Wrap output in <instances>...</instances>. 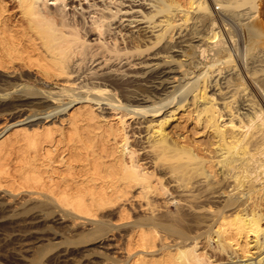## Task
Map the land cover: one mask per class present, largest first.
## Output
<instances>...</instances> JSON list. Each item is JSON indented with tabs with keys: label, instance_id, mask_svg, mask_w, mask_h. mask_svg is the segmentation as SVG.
<instances>
[{
	"label": "bare ground",
	"instance_id": "6f19581e",
	"mask_svg": "<svg viewBox=\"0 0 264 264\" xmlns=\"http://www.w3.org/2000/svg\"><path fill=\"white\" fill-rule=\"evenodd\" d=\"M214 1L223 14L211 0H16L23 22L0 0V70L25 67L42 88L0 124V189L123 232L122 264H264V84L251 65L231 67L228 29L264 0ZM80 78L84 91L68 86ZM168 192L174 210L134 218L126 203L153 211L169 201L150 195Z\"/></svg>",
	"mask_w": 264,
	"mask_h": 264
},
{
	"label": "rangeland",
	"instance_id": "374dc122",
	"mask_svg": "<svg viewBox=\"0 0 264 264\" xmlns=\"http://www.w3.org/2000/svg\"><path fill=\"white\" fill-rule=\"evenodd\" d=\"M5 1L7 3L6 4L7 9L9 8L8 11L10 10L11 16L14 19L18 18V20H20L21 18L23 19V16L20 14L21 13L19 11L20 8L18 7L16 0L15 1L4 0V2ZM179 1L184 3L186 0H179ZM214 3L215 1L211 0V6H214L213 8H215L214 11L217 14H220L221 12L223 14L224 13L223 10L221 8H218L219 4L213 5ZM71 4L77 5V7L80 6L77 4V2H73ZM84 4L85 3L83 2V5ZM148 6L149 5H146L147 8ZM245 6L247 5H242L238 8L239 10L237 9L238 13L239 11L240 13L244 11V15L240 13L239 14L235 13L236 16L234 15L235 17L234 16L232 17V19L233 18L234 19L231 20L234 25L231 23L232 25L227 24L225 26L226 29L231 25L228 28L230 31L229 33L232 35L231 43L235 44L236 46L234 57L231 60L232 65L230 63H228V65L230 64L231 67H233L236 70L240 67L241 68L243 67V70H246L245 68L246 65L248 66L251 65L253 69L256 70L254 74L255 79L251 78V80L254 82L253 86L258 87L257 86L258 83H260L261 85L264 84V24H263L264 21L262 22V20H264V13L261 12L260 14L258 13V15L256 13L254 16L251 15L249 16V13H246L247 14L246 16L245 10L248 9ZM72 7L70 6V9ZM245 16L246 17L249 16V18H245ZM24 20L25 18L23 19V22H25ZM192 22L193 20L190 19L188 22L189 25L187 26V29H185V31H187L189 26L192 25ZM247 23L253 24V26H255L257 30V33L259 34L252 41L248 40V32L246 28L247 27L246 25H248ZM243 25H245L246 27ZM200 28L202 27L200 26ZM94 37L95 36L91 37L90 43L93 44L96 43V39H94ZM182 57L184 59H187L184 56ZM182 57H179V59L180 58L183 59ZM200 57L201 56H199L198 61H200V63L202 61L201 64L205 65L209 63L208 62L210 61L209 58L206 59L204 57L201 58ZM95 63L96 62H94V64ZM92 66L94 65L92 64ZM104 66L106 65H103L102 63L101 66L98 67L95 66L91 69L88 68L86 72L89 71L91 72L96 70L100 71L101 69L105 68ZM86 67L87 66H85V68ZM22 68L23 67H20L17 70L14 69L13 73L11 72V70L13 71V69L5 70V71L3 69L0 70V124L5 119L13 120L12 117L15 116V113L12 114L13 111H11V107L9 105L11 104V102L17 100L19 96H20L19 98L22 97L25 98L27 95L24 96L22 95L24 93L30 94L28 91L29 90L31 91V89L38 90L39 88L38 91L42 89L40 88L41 86L38 87L39 85L37 86L33 84L30 85L29 84L30 81L26 79L25 76L22 77L21 75V73L26 72L25 75H29L30 73H32V75L34 76V71L29 70L25 67L23 69ZM15 74H17V76ZM191 74H194V72H192ZM176 76H180V74L177 73ZM195 77L197 78V76ZM81 78L80 80L76 79V81L74 82L78 84V81L80 82ZM193 79L194 77L191 80ZM256 81L258 82L256 83ZM64 82L59 81L58 83L64 84ZM86 82L83 81V83ZM67 83L68 82H66L65 85ZM72 83L73 82H71V84L68 83L69 85L68 84L67 85L73 86V88H75L74 91L85 90L84 89L85 86L82 87L81 89L78 88V86L82 84V81L78 85ZM247 84H249V86L247 87L246 90H251L250 87H252V83L248 81ZM51 86H57L55 87L56 89L60 87L59 84L55 85L53 82L51 83ZM185 86L186 85H184V87ZM108 88L111 87L108 86ZM18 89L20 93H18L19 92ZM26 89H28V91ZM111 89H112L111 92L113 91V93H115L116 96L120 95L118 89L116 90L113 88ZM260 101L262 102V106L264 108V95L263 96L261 95ZM95 106H99V104H95ZM101 106L99 107L98 110L102 116H105L107 118L113 116L112 114L114 110L110 108V105L101 104ZM52 107H54V105L46 109V111L51 110ZM26 115L27 114H24L21 117H24ZM132 191L133 194H136L137 188H134ZM8 193L7 191L5 192L4 189H0V262H2L3 264H122L123 263V259L125 257V253L122 249L123 244H122L121 235L123 234V232L121 231L119 232L118 230L108 231L106 227H105L106 230L105 228H103L102 231L99 230L101 232H97V231L95 232L94 223H89L88 219H84V218H78L77 220H73L70 215L63 214V209H61V207L54 206V204L49 202L43 195L37 196L35 194H29L27 192H22L17 195L16 194L11 195L10 193L9 194ZM150 196L158 199V202H163V198H167L169 202L166 204V207H161L159 209L156 210L154 209L153 211H151V208L148 209L145 208L144 199L138 200L137 198H132L131 196L132 204H130L129 201H126V203L128 207L132 206L131 213L134 218L140 217L143 214H147V215L151 213L157 214L166 210H174L175 204L179 203L178 201L177 202L175 201V198L171 199L174 196V194H171L169 192L165 195L151 194ZM140 202L144 204L142 207H139ZM112 221H115V217H113ZM169 238L171 239V237ZM210 248L212 251H216L217 250L216 243L211 241ZM257 254L258 253H255L252 256V258H250L249 260L251 261L256 260L259 257L257 256ZM227 261H228L227 259H223L220 261L217 260L214 263L219 262V264H229V263H224ZM229 261H232V263H238L239 258L236 257L230 259Z\"/></svg>",
	"mask_w": 264,
	"mask_h": 264
}]
</instances>
